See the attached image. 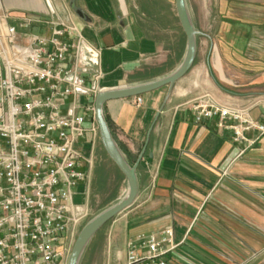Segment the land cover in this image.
Here are the masks:
<instances>
[{
    "label": "crops",
    "instance_id": "0c3cea01",
    "mask_svg": "<svg viewBox=\"0 0 264 264\" xmlns=\"http://www.w3.org/2000/svg\"><path fill=\"white\" fill-rule=\"evenodd\" d=\"M50 3L56 18L80 25L101 48L104 91L165 78L184 60L188 40L175 0H74L85 19L72 0ZM208 4L212 13L209 19L201 14L202 27L191 16L199 31L197 57L183 78L136 96L140 105L135 97L104 104L129 163L142 156L139 194L112 220L107 264H125L131 239L165 227L174 229L179 244L168 264H264V134L250 130L248 138L260 136L254 144L235 142L231 129L218 126V117L197 122L192 108L206 95L236 106L264 99V0H204ZM0 6L20 31L50 32L44 24L21 26L25 15L51 19L47 0H0ZM250 115L264 123V107L252 108ZM81 148L92 166L77 187L76 203L91 211L102 198L110 202L113 178L112 200L118 188L128 192L100 136Z\"/></svg>",
    "mask_w": 264,
    "mask_h": 264
},
{
    "label": "built area",
    "instance_id": "2783aa9c",
    "mask_svg": "<svg viewBox=\"0 0 264 264\" xmlns=\"http://www.w3.org/2000/svg\"><path fill=\"white\" fill-rule=\"evenodd\" d=\"M47 4L51 19L21 17L23 28L44 24L46 34L20 31L0 6V264H68L90 213L75 196L92 166L81 145L100 136L101 48ZM257 106L264 99L236 106L206 95L192 108L197 122L218 117L235 142L254 144L264 134V123L250 115ZM250 130L260 136L248 138ZM178 246L172 227L141 234L128 242L125 264H168Z\"/></svg>",
    "mask_w": 264,
    "mask_h": 264
},
{
    "label": "water",
    "instance_id": "95a60500",
    "mask_svg": "<svg viewBox=\"0 0 264 264\" xmlns=\"http://www.w3.org/2000/svg\"><path fill=\"white\" fill-rule=\"evenodd\" d=\"M175 4L178 18L188 40L187 52L181 65L172 74L165 78L135 86L105 90L96 96V118L99 126L100 138L108 156L126 177L128 182V192L122 200L105 208L84 225L72 248L68 264H80L81 258L91 240L107 223L121 214L124 210L131 207L135 203L139 194L137 170L142 156L134 165L129 163L127 156L119 147L105 117L104 104L107 101L114 99L140 96L164 86L173 87L177 81L183 78L192 69L196 62L197 37L199 31L193 24L187 1L175 0ZM72 5L78 16L85 19L84 13L75 6L74 0H72Z\"/></svg>",
    "mask_w": 264,
    "mask_h": 264
},
{
    "label": "rangeland",
    "instance_id": "374dc122",
    "mask_svg": "<svg viewBox=\"0 0 264 264\" xmlns=\"http://www.w3.org/2000/svg\"><path fill=\"white\" fill-rule=\"evenodd\" d=\"M187 5L189 8V12L191 16L193 17L195 24L198 27H202L204 24L203 20H201V14L203 15V12H207L208 19L210 17V14L212 13L213 6L211 5H204V0H186ZM203 19V18H202ZM209 24L205 23V28L210 29L208 26ZM112 186L113 189L111 190V194L115 195L116 191V179H112ZM80 191H83L84 186L79 187ZM118 194L116 195L117 198L112 200V196H109L110 202L108 201V197L102 198V203H98V205L93 206V209L90 211L89 216L83 221L82 225L79 227V233L81 229L84 227L86 223H88L93 217H95L98 213H100L103 209L119 202L123 199V197L126 196L127 192H123V190H120L118 188ZM106 203V205H104ZM112 225V220L107 223L98 233L97 235L91 240L89 243L87 249L85 250L80 264H107L109 252H110V238H109V231Z\"/></svg>",
    "mask_w": 264,
    "mask_h": 264
}]
</instances>
